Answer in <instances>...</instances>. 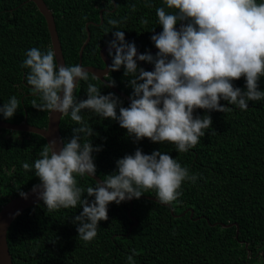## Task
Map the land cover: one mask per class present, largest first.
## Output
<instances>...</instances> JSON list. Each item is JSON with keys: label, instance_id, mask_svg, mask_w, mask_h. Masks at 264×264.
Returning <instances> with one entry per match:
<instances>
[{"label": "trees", "instance_id": "16d2710c", "mask_svg": "<svg viewBox=\"0 0 264 264\" xmlns=\"http://www.w3.org/2000/svg\"><path fill=\"white\" fill-rule=\"evenodd\" d=\"M44 1L54 16L66 66L78 64L79 50L87 36L86 23L92 22L88 25L90 39L82 53V65L97 67H104L99 52L114 39L115 30L124 31L126 41L134 42L142 53L154 47L151 36L162 31L156 8L164 6L163 0ZM109 19L119 21L117 28L108 23ZM144 20L147 23H142ZM33 47L45 52L51 48L45 18L35 3L0 0V106L12 96L20 102L11 119L0 114V120L20 123L26 116L27 123L46 127L50 111L33 107V100L38 104L41 101L27 84L29 69L21 67L26 52ZM144 63L148 66L138 61L139 67L152 71L149 66L154 65ZM124 71L121 66L105 78L114 80L115 87L130 98L133 89ZM93 77L89 73V81L79 82L75 93L78 99L87 98V83L91 82L101 89V94L115 93L123 106L130 104ZM233 84L244 89L245 79L241 77ZM259 88L264 91V77ZM220 103L227 106L225 112L195 110L194 115H210L212 125L194 148L183 153L169 142L153 143L147 138L134 142L117 121L82 110L80 114L94 133L81 134V143L91 141L94 147H100L92 156L96 175L102 180L116 171L119 158L139 148L144 154L166 152L187 167L190 175H196V182H183L182 195L170 206L149 198H134L131 215L138 223L130 232L133 220L127 213L129 201L110 203L108 220L99 222L98 234L90 242L78 237V225L73 223L82 207L48 211L40 200L21 211L8 227L6 238L12 263L128 264L134 249L135 264H264V99L249 101L246 110L224 100ZM74 127L79 125L70 115H63L59 124L63 142L71 138ZM46 144V139L36 133L0 127V209L10 198L40 183L34 168L25 170L22 165L34 164ZM74 175L78 186L85 189L83 199L87 197V187H95L97 182L87 174ZM143 195L156 193L148 190ZM214 222L219 223L213 225Z\"/></svg>", "mask_w": 264, "mask_h": 264}, {"label": "clouds", "instance_id": "9594fccd", "mask_svg": "<svg viewBox=\"0 0 264 264\" xmlns=\"http://www.w3.org/2000/svg\"><path fill=\"white\" fill-rule=\"evenodd\" d=\"M163 4L156 8L162 31L151 36L158 49L154 56L150 52L138 54L135 43L126 41L124 31L112 32L114 39L109 41L108 49L112 63L108 71H118L123 66L125 77H130L133 93L127 107L115 93L103 95L91 82L87 83V98L78 99L76 89L80 81H89V72L81 65L58 64L51 48L46 52L37 47L29 49L21 64L29 69L27 84L41 101L38 104L33 100V107L70 115L79 125L72 128L73 135L62 142L58 151L53 139L43 147L34 164L25 162L22 167L34 168L40 184L34 185L32 191L38 193L48 211L82 207L73 223L78 225V237L85 242L97 236L100 221L108 220L110 203L119 205L155 190L159 203L171 204L182 195L183 182L195 183L197 176L190 175L187 167L166 152L144 154L137 148L134 154L116 161V171L95 187H87V197L94 199H82L85 189L78 186L74 174L95 176L92 153L101 150L91 141L81 143V134L94 133L80 114L82 110L117 121L134 142L144 138L153 143L169 142L183 153L194 148L212 125L211 116L194 115L196 109L225 112L227 106L220 103L224 100L246 110L249 101L264 99V91L259 88L264 77V3L163 0ZM108 23L117 28L119 21L109 19ZM138 61L153 64L154 70L139 67ZM241 77L245 79L244 89L233 84ZM106 86H115V81L111 79ZM19 103L15 96L10 97L0 106V114L11 119ZM20 195L27 199V193ZM132 251L128 264H135L136 253Z\"/></svg>", "mask_w": 264, "mask_h": 264}, {"label": "water", "instance_id": "95a60500", "mask_svg": "<svg viewBox=\"0 0 264 264\" xmlns=\"http://www.w3.org/2000/svg\"><path fill=\"white\" fill-rule=\"evenodd\" d=\"M31 1H33L35 3L37 9L45 18L47 29H48V32L50 35L51 49L55 53L56 62L58 64H64L65 65V60H64L62 48H61V43H60L59 36H58L57 30H56L55 20H54V16L52 14V11L49 9V7L47 6V4L45 3L44 0H31ZM99 16H100L99 24H101L103 21L102 10L99 11ZM89 24H92V22L86 23V25H85L87 36H86V39L84 40V42L82 43V45L80 47L79 60H78L77 65L83 66L86 71H88L90 74L97 77L102 82H104L108 85L109 81H107L105 79V76L108 75V73H109L108 65L111 64L110 58L108 56L109 45L102 46L100 49V52H99L100 57H101L102 61L104 62V67H97V66H92V65H82V53H83L84 47L87 45V43L89 42V39H90V31L88 28ZM179 26H180V24H178L176 26L177 29L179 28ZM157 50L158 49L154 45V47L149 52L151 54H154L157 52ZM112 51L115 52V49H113ZM137 52H138V54H143L138 49H137ZM139 62L148 66L143 61H139ZM150 68L152 70H154L152 67H150ZM109 87L113 91L118 93L121 97L125 98L127 101L130 102L129 96L127 94H125L122 91H119L115 86H109ZM62 116L63 115H61L59 113H55V112L50 111L48 114V123H47L46 127H37V126H34V125L27 123L26 116L23 119V121L20 123H11L8 121L0 120V127L6 128L9 130L28 131V132L36 133V134L44 137L46 139L47 143L49 141L55 139L57 141L55 150L58 151L59 148L62 147V142H63L62 138H61V134H60V129H59V124H60V120H61ZM88 176H90V175H88ZM90 177L95 179L96 182H100L102 180L96 174H95V176H90ZM38 184H40V183H38ZM38 184H36V185H38ZM32 189H33V186L30 187L29 189H27L26 191H24V193H27V199L21 197V195L18 194L16 196L10 198V200L7 203H5V205H3L0 209V264H13L12 263V257H11L9 247H8V243H7V238H6L8 227L10 226L12 221L15 219V217L21 211H23L27 207H30V206L34 205L35 203H37L38 201H40V199H38V193H34L32 191ZM140 198H149V199L157 201V198L155 196H150V195H142ZM133 199L129 201L130 205H129V208L127 211L128 215L133 220V222L128 227V232H130L132 227L138 223V220L136 219V217L131 215V210L133 207ZM164 205L170 206V204H164ZM187 211L188 210H185V212H187ZM171 212H173V208H171ZM181 215L178 214L176 216H181ZM192 215H193V210L190 209V217H192ZM217 223H219V222H214L213 225H216ZM220 224L222 226H227V227H230L233 225V223H229V224L220 223ZM237 234H238V228L236 230V235Z\"/></svg>", "mask_w": 264, "mask_h": 264}]
</instances>
